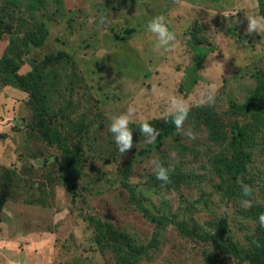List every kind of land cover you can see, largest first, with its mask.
<instances>
[{
    "label": "rangeland",
    "instance_id": "1",
    "mask_svg": "<svg viewBox=\"0 0 264 264\" xmlns=\"http://www.w3.org/2000/svg\"><path fill=\"white\" fill-rule=\"evenodd\" d=\"M251 2L0 0V57L7 53L21 74L42 73L51 125L77 157L71 192L64 179L73 161L45 141L29 91L8 84L14 76L4 77L0 65V264H115V249L105 246L88 219L110 224L137 246L149 244L155 225L135 200L168 219L137 264H249L200 237H216L215 227L225 223V237L247 249L257 230L252 209L264 205V118L233 107L258 88L264 97V32L245 34L246 16L259 13ZM157 16L176 34L168 50L157 49L147 30ZM42 24L48 38L28 42L40 41ZM194 40L207 49L196 69L200 78L179 93L185 70L194 64ZM173 97L183 99L191 117L201 116L165 136L163 120ZM130 108L133 148L120 154L108 128ZM145 120L160 131L150 145L140 131ZM235 125L250 137V196L225 195L226 176L213 166L230 159ZM152 160L170 170L169 183L156 179ZM237 183L244 185L241 178ZM175 223L196 238L183 236Z\"/></svg>",
    "mask_w": 264,
    "mask_h": 264
},
{
    "label": "trees",
    "instance_id": "2",
    "mask_svg": "<svg viewBox=\"0 0 264 264\" xmlns=\"http://www.w3.org/2000/svg\"><path fill=\"white\" fill-rule=\"evenodd\" d=\"M118 1L124 3L126 1L136 2L137 0ZM258 10L260 15H264L263 0H259ZM3 14L4 11L2 10V12H0V39L5 33V30L3 29ZM40 31V41H37L33 38L29 39L28 42H31L34 45H39L40 42L42 43L43 40L45 41L48 38L50 32L44 24L41 25ZM191 33H193V31ZM191 44L193 46L195 54L194 64L189 69L185 70L184 79L178 88L179 93H183L185 90H190V88L198 82L200 75H197L196 69H198L200 61L204 58L207 52V49H204L203 47L199 46L195 40L192 41ZM64 55L65 53L61 52L59 57ZM0 65L5 66V69L7 71L4 77H6L7 74H9L10 77L14 76V78L9 79L8 84L12 85L17 82L23 89L29 91L31 106L33 108L34 116L38 122L37 126L45 141L58 146L61 150H63L64 154L67 156V159H71V161H73V166L70 172H68L66 178L64 179V182L66 183L68 190L74 192V183L72 182V180L75 164L77 162V157L75 153L71 151L65 143H62L60 141V139H62L61 135L51 125V121L49 118V109L47 107L46 101V94L42 88L41 83V79H44L43 76L41 77L42 73L39 70H35L26 74H21V68L16 65L14 60L7 53H4L2 57H0ZM233 107L237 113H247L254 111L264 118V97L262 96L261 88L256 89L242 106L233 105ZM205 115L210 122L209 117L212 115V110L210 108L205 110ZM200 116L201 114L196 117H191V115L188 113L187 120L191 122H196L197 120H199ZM201 120L205 122L204 116ZM162 126V131L165 136L172 133V131L176 128V126L172 122L171 116H168L166 119L163 120ZM250 147V137L247 129L239 128L236 125L233 126L232 142L230 145V159L226 160L225 164L222 167L213 163V166L217 167V169L219 170L218 174L221 177L226 176L225 185L224 187H222V189L227 192L225 195H242L243 186L237 183L238 178L242 179V183L244 185L250 184V180L252 179L251 177H248V164L250 160V154L247 151V149H249ZM175 182V188L177 190V184L180 182L177 177L175 178ZM165 191L168 192L169 188L165 189ZM135 203L137 204V208L139 209V211L143 213L144 217L155 225V232L153 233L152 241L149 244H139L137 246V243L134 242V240L128 234L116 230V228H114L110 224L104 223L103 221L96 220L94 218L88 219L94 226V229L98 233V237L101 238V241H103L105 246H111L115 249V252L117 253L115 264H137L139 259L146 255L147 251L149 249H152L151 247H153L157 243L159 235L168 223V219L164 217V215L157 216L153 214L144 205L140 204L137 200H135ZM261 213H264V205H258L253 207L251 218L256 221L257 230L255 234L249 238V247L247 249L238 248L237 244L233 242L230 236L227 235L225 237V223L221 226L217 225L215 227V230L217 228L216 232H219L216 237L209 232H205L203 234V237H200V239L205 243L211 242L213 246L219 248L222 254L230 256L233 255L240 261L245 260L249 264H264V227L260 226L258 219ZM175 224L183 236L196 238L193 233L188 231V228L185 224ZM257 244H259V247L257 246Z\"/></svg>",
    "mask_w": 264,
    "mask_h": 264
},
{
    "label": "clouds",
    "instance_id": "3",
    "mask_svg": "<svg viewBox=\"0 0 264 264\" xmlns=\"http://www.w3.org/2000/svg\"><path fill=\"white\" fill-rule=\"evenodd\" d=\"M250 6L253 9H258L259 0H252ZM246 20L247 27L245 34H257L264 32V15H260L258 12L253 11L251 14L246 16ZM100 23L102 25L107 24V19L101 16ZM147 30L149 33L154 35L156 40L155 47L157 49L168 50L176 40V34L169 30L164 16H157L152 19L147 25ZM211 87L215 88L216 85H212ZM207 102H214V94H209L207 96ZM189 110L190 109L185 105L182 98H172L168 108V114L172 117V122L178 130L183 128L184 122L187 120ZM134 113L135 110L130 108L127 113L113 117L109 125L108 131L113 135L117 151L120 154H124L133 148V131L130 128V124L133 123ZM140 131L145 137L144 143L148 145L155 143L157 138L160 136V131L154 128L146 120L140 124ZM150 163L155 172L156 179L162 181L164 184L169 183L170 170L161 165L158 160H152ZM251 193L252 189L250 186L243 185L242 194L244 196H250ZM243 204L250 205V201L243 200L242 205ZM258 219L260 226L264 227V213H261ZM257 246L259 247V244H257Z\"/></svg>",
    "mask_w": 264,
    "mask_h": 264
},
{
    "label": "water",
    "instance_id": "4",
    "mask_svg": "<svg viewBox=\"0 0 264 264\" xmlns=\"http://www.w3.org/2000/svg\"><path fill=\"white\" fill-rule=\"evenodd\" d=\"M4 200L2 198H0V210H1V206L3 205Z\"/></svg>",
    "mask_w": 264,
    "mask_h": 264
},
{
    "label": "bare ground",
    "instance_id": "5",
    "mask_svg": "<svg viewBox=\"0 0 264 264\" xmlns=\"http://www.w3.org/2000/svg\"><path fill=\"white\" fill-rule=\"evenodd\" d=\"M180 14H181V13H180ZM181 16H182V15H181ZM181 16H180V17H181ZM181 18H182V17H181ZM229 89H230V88H229Z\"/></svg>",
    "mask_w": 264,
    "mask_h": 264
},
{
    "label": "flooded vegetation",
    "instance_id": "6",
    "mask_svg": "<svg viewBox=\"0 0 264 264\" xmlns=\"http://www.w3.org/2000/svg\"><path fill=\"white\" fill-rule=\"evenodd\" d=\"M1 198V197H0ZM3 199V198H2Z\"/></svg>",
    "mask_w": 264,
    "mask_h": 264
}]
</instances>
